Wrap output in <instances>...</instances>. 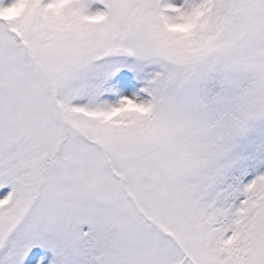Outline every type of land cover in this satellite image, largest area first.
Masks as SVG:
<instances>
[{
	"label": "snow or ice",
	"instance_id": "1",
	"mask_svg": "<svg viewBox=\"0 0 264 264\" xmlns=\"http://www.w3.org/2000/svg\"><path fill=\"white\" fill-rule=\"evenodd\" d=\"M0 264H264V0H0Z\"/></svg>",
	"mask_w": 264,
	"mask_h": 264
}]
</instances>
